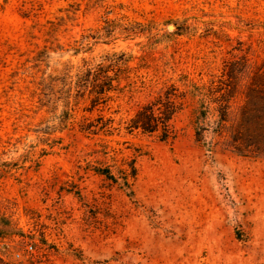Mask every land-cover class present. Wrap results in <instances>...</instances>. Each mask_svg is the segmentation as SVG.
<instances>
[{
    "label": "rangeland",
    "instance_id": "1",
    "mask_svg": "<svg viewBox=\"0 0 264 264\" xmlns=\"http://www.w3.org/2000/svg\"><path fill=\"white\" fill-rule=\"evenodd\" d=\"M113 52L61 128L55 76ZM0 264H264V0H0Z\"/></svg>",
    "mask_w": 264,
    "mask_h": 264
},
{
    "label": "trees",
    "instance_id": "2",
    "mask_svg": "<svg viewBox=\"0 0 264 264\" xmlns=\"http://www.w3.org/2000/svg\"><path fill=\"white\" fill-rule=\"evenodd\" d=\"M116 20H104L103 25L98 30L96 36H88L89 38H107L115 31L117 25H115ZM119 26V25H118ZM121 30L125 33L133 32L126 29V27H121ZM72 52L73 55H77L81 52V47H71V49H65ZM64 51L62 53H65ZM131 56L126 55L123 52H113L111 54H106L104 58L98 60L96 64H91L90 62L83 59V64L81 66H70L60 73L57 77L55 76V81L60 84L57 88L59 96L56 100L64 98V106L60 112L58 119L59 123L66 125L71 119V100L70 98L75 95L88 94L90 100V110L92 111L99 104L105 103L110 99L111 93L118 91L120 77L117 74L120 68L126 66L130 61ZM126 68V67H124ZM112 72V74H110ZM128 78V77H126ZM55 102V101H54ZM100 120V121H99ZM161 125H165V122L155 119L154 115L149 110H143L137 113L135 117L130 120L128 126L129 130L139 129L145 133H153ZM109 123L104 122L102 117H99L95 122H91L84 130L96 131V130H106L109 129ZM164 133V137L165 138ZM135 168L132 166L130 171V177H135ZM95 172L104 176L107 180L116 182V177L111 174L108 168L105 169H95ZM128 180V178H126ZM127 182V181H126Z\"/></svg>",
    "mask_w": 264,
    "mask_h": 264
},
{
    "label": "water",
    "instance_id": "3",
    "mask_svg": "<svg viewBox=\"0 0 264 264\" xmlns=\"http://www.w3.org/2000/svg\"><path fill=\"white\" fill-rule=\"evenodd\" d=\"M171 28V26H169Z\"/></svg>",
    "mask_w": 264,
    "mask_h": 264
}]
</instances>
